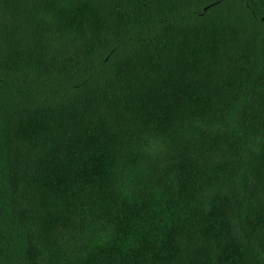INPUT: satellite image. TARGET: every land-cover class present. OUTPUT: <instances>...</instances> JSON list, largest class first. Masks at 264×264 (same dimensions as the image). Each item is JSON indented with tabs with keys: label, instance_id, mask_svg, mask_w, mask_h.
I'll return each instance as SVG.
<instances>
[{
	"label": "trees",
	"instance_id": "1",
	"mask_svg": "<svg viewBox=\"0 0 264 264\" xmlns=\"http://www.w3.org/2000/svg\"><path fill=\"white\" fill-rule=\"evenodd\" d=\"M0 264H264V0H0Z\"/></svg>",
	"mask_w": 264,
	"mask_h": 264
}]
</instances>
